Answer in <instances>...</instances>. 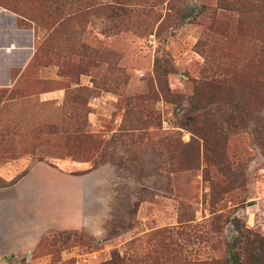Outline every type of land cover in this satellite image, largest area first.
Instances as JSON below:
<instances>
[{
	"label": "rangeland",
	"instance_id": "1",
	"mask_svg": "<svg viewBox=\"0 0 264 264\" xmlns=\"http://www.w3.org/2000/svg\"><path fill=\"white\" fill-rule=\"evenodd\" d=\"M28 1L18 0L46 17ZM185 1L97 10L82 36L96 58L64 39L44 54L47 26L0 5V49L31 54L18 91L0 90V264H101L112 252L129 264H219L235 224L264 238V143L250 128L229 133L230 180L186 115L197 84L264 98V43L218 0H190L205 11L177 23ZM157 58L176 103L160 92Z\"/></svg>",
	"mask_w": 264,
	"mask_h": 264
},
{
	"label": "trees",
	"instance_id": "2",
	"mask_svg": "<svg viewBox=\"0 0 264 264\" xmlns=\"http://www.w3.org/2000/svg\"><path fill=\"white\" fill-rule=\"evenodd\" d=\"M165 0H107L102 4L94 5L92 0H31L27 3L36 6V9L45 13L46 17H31L30 9L24 8L17 1L0 0L3 5L12 12L25 19L34 20L40 24L44 23L49 30L48 36L42 43V52L51 54L56 45V39H64L73 45V53L85 58L101 57L99 52L87 46L82 41L90 17L97 12L105 13H131L128 7L146 2L153 6L162 4ZM218 7L226 10L236 11L240 14V22L246 32L252 33L254 37L264 43V0H218ZM205 5L198 9L193 1H185L179 8L175 9L177 23L193 22L205 11ZM72 28L70 35L66 34L64 28ZM96 55V56H95ZM39 57L36 55L35 58ZM48 64L45 62L44 65ZM258 72L264 82V44L257 62ZM154 71L160 92L167 101L174 102L168 76L172 69L163 59L157 58L154 63ZM217 88V89H215ZM181 97V96H180ZM181 99L179 106H181ZM176 103V102H174ZM187 116L194 118L191 131L199 137L207 151V161L222 166L221 170L228 179H238V172H233L231 167L222 164L224 154V143L231 132H245L252 130V137L258 143H264V98L252 89H236L230 85L216 81L213 87L208 84H197L191 97L188 99ZM216 160V161H215ZM240 233L227 245L226 256L219 264H245L243 255L254 264H264V238L260 235L249 234L239 224H235ZM261 250V251H259ZM263 250V251H262ZM101 264H129L119 252H112L109 260Z\"/></svg>",
	"mask_w": 264,
	"mask_h": 264
},
{
	"label": "crops",
	"instance_id": "3",
	"mask_svg": "<svg viewBox=\"0 0 264 264\" xmlns=\"http://www.w3.org/2000/svg\"><path fill=\"white\" fill-rule=\"evenodd\" d=\"M8 47L0 49V90L6 89L11 92L18 87L17 84L30 61L31 54L21 45L10 49ZM14 67L18 68L15 74L12 71Z\"/></svg>",
	"mask_w": 264,
	"mask_h": 264
},
{
	"label": "built area",
	"instance_id": "4",
	"mask_svg": "<svg viewBox=\"0 0 264 264\" xmlns=\"http://www.w3.org/2000/svg\"><path fill=\"white\" fill-rule=\"evenodd\" d=\"M8 49H10V48H8Z\"/></svg>",
	"mask_w": 264,
	"mask_h": 264
}]
</instances>
